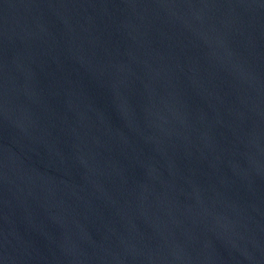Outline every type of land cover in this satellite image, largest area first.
Listing matches in <instances>:
<instances>
[{
    "label": "water",
    "instance_id": "obj_1",
    "mask_svg": "<svg viewBox=\"0 0 264 264\" xmlns=\"http://www.w3.org/2000/svg\"><path fill=\"white\" fill-rule=\"evenodd\" d=\"M0 264H264V0H0Z\"/></svg>",
    "mask_w": 264,
    "mask_h": 264
}]
</instances>
